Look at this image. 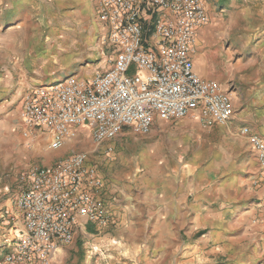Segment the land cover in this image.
Segmentation results:
<instances>
[{"label":"rangeland","instance_id":"1","mask_svg":"<svg viewBox=\"0 0 264 264\" xmlns=\"http://www.w3.org/2000/svg\"><path fill=\"white\" fill-rule=\"evenodd\" d=\"M65 2L0 0V215L23 190L28 173L43 166L42 160L49 165L44 154L36 156L33 137L23 135L25 92L70 75L89 79L109 68L114 58L98 29L99 0L97 5L96 0ZM220 14L224 20L230 16ZM239 14L233 35L257 22ZM248 48L247 53L255 50ZM185 121L191 119L157 120L148 134L125 128L101 145L93 142L87 126L78 127L59 149L49 148L50 138L39 141L53 163L74 151L88 153V164L102 180L108 213L104 223L82 225L52 264H182L193 221L189 215L162 218L156 210L171 208L168 202L180 185H201L206 169L219 159L222 132L230 122L206 128L198 120L192 119L196 125ZM154 132L162 140L150 139ZM228 147L223 142V149ZM188 193L191 199L194 192ZM88 226L91 233L85 232ZM13 235L0 218V245ZM5 254L0 246V264H8Z\"/></svg>","mask_w":264,"mask_h":264},{"label":"built area","instance_id":"2","mask_svg":"<svg viewBox=\"0 0 264 264\" xmlns=\"http://www.w3.org/2000/svg\"><path fill=\"white\" fill-rule=\"evenodd\" d=\"M98 14L111 66L89 79L70 75L30 87L22 100L25 137L47 130L55 150L81 126L101 145L125 128L148 134L157 119L194 117L206 128L231 120L230 95L202 78L191 58L196 30L209 21L204 0H99ZM240 133L264 171V139L247 128ZM27 182L14 208L0 215L14 234L1 245L8 264H52L84 223L107 219L102 180L87 152L35 167Z\"/></svg>","mask_w":264,"mask_h":264},{"label":"crops","instance_id":"3","mask_svg":"<svg viewBox=\"0 0 264 264\" xmlns=\"http://www.w3.org/2000/svg\"><path fill=\"white\" fill-rule=\"evenodd\" d=\"M65 1L68 2L64 0V4ZM204 2L209 21L196 30L191 58L195 71L202 78L218 81L226 92L232 87L229 95L234 115L226 133L222 132L219 159L206 169L201 185H180L177 196L168 202L171 208L160 207L156 212L162 218L171 219L189 215L193 221L188 230L190 240L182 248V264H262L264 171L248 135L240 131L247 128L249 133L264 139V0ZM225 11L230 13L226 20L220 16V12ZM240 12L257 22L244 27L242 35H233L238 28ZM97 21L102 33L103 23L99 16ZM250 45L255 49L253 53L246 52ZM187 119L191 121L185 122L196 125L192 119H197L185 117ZM152 135L150 139L162 140L157 138V132ZM47 138H50L49 131H41L33 137V143L36 156L44 154L52 165L55 162L51 153L39 142ZM223 142L229 143V151L223 149ZM41 162L46 165L44 160ZM190 190L194 192L191 199ZM16 197L11 208L15 206ZM133 210L135 212L136 208ZM85 232L92 230L88 226ZM62 254L63 246L53 261Z\"/></svg>","mask_w":264,"mask_h":264},{"label":"trees","instance_id":"4","mask_svg":"<svg viewBox=\"0 0 264 264\" xmlns=\"http://www.w3.org/2000/svg\"><path fill=\"white\" fill-rule=\"evenodd\" d=\"M91 230H93L91 227H90Z\"/></svg>","mask_w":264,"mask_h":264}]
</instances>
